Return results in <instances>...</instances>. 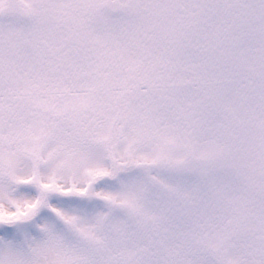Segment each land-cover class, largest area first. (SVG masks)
Listing matches in <instances>:
<instances>
[{"label": "snow or ice", "instance_id": "1", "mask_svg": "<svg viewBox=\"0 0 264 264\" xmlns=\"http://www.w3.org/2000/svg\"><path fill=\"white\" fill-rule=\"evenodd\" d=\"M0 264H264V0H0Z\"/></svg>", "mask_w": 264, "mask_h": 264}]
</instances>
